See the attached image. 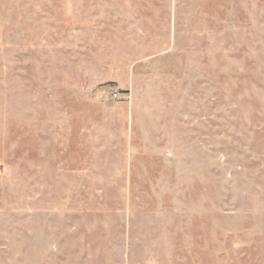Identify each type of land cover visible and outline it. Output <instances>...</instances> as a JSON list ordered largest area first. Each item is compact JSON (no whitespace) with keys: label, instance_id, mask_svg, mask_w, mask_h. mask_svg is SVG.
<instances>
[{"label":"rangeland","instance_id":"374dc122","mask_svg":"<svg viewBox=\"0 0 264 264\" xmlns=\"http://www.w3.org/2000/svg\"><path fill=\"white\" fill-rule=\"evenodd\" d=\"M0 264H264V0H0Z\"/></svg>","mask_w":264,"mask_h":264},{"label":"built area","instance_id":"2783aa9c","mask_svg":"<svg viewBox=\"0 0 264 264\" xmlns=\"http://www.w3.org/2000/svg\"><path fill=\"white\" fill-rule=\"evenodd\" d=\"M114 96H117V94H115Z\"/></svg>","mask_w":264,"mask_h":264}]
</instances>
